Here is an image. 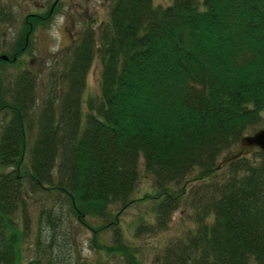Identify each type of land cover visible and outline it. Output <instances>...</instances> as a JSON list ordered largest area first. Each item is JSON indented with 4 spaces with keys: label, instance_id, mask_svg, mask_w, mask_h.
<instances>
[{
    "label": "trees",
    "instance_id": "trees-1",
    "mask_svg": "<svg viewBox=\"0 0 264 264\" xmlns=\"http://www.w3.org/2000/svg\"><path fill=\"white\" fill-rule=\"evenodd\" d=\"M152 1L109 0L40 83L31 68L0 80V264H22L23 242L26 264H78L75 227L114 264H264V152L218 166L264 121V0ZM12 17L0 0V21ZM93 60L99 94L83 110ZM140 171L151 186L133 199ZM144 199L154 219L135 238L180 206L190 225L142 258L119 219Z\"/></svg>",
    "mask_w": 264,
    "mask_h": 264
},
{
    "label": "rangeland",
    "instance_id": "rangeland-1",
    "mask_svg": "<svg viewBox=\"0 0 264 264\" xmlns=\"http://www.w3.org/2000/svg\"><path fill=\"white\" fill-rule=\"evenodd\" d=\"M55 4L52 6L53 2ZM109 0H10V11L12 18L7 22L0 21V55H11L12 48L20 34L24 37L26 50L19 54L13 63L1 64L0 80L2 87L8 84L14 76L25 68H31L37 73V81L40 83L44 78L45 68L48 69L55 58H61L65 55L66 46L74 34L81 29L85 22L91 23L95 28L101 21L107 17V7ZM168 0H153L154 5H165ZM50 11V13H49ZM35 13L39 16H47L43 22H39L29 29L28 24L24 20L25 16ZM23 20L26 26L23 25ZM68 34L71 35L68 36ZM53 66V65H52ZM54 67V66H53ZM49 70V69H48ZM100 66L97 60H93L85 76V85L82 91V109L86 108V101L90 98H96L99 94V78ZM43 91L41 85L36 88L39 96ZM2 112H0L1 118ZM136 191L132 194V198H139L142 193L148 192L151 186V180L148 175L141 172ZM191 211V210H190ZM153 206L149 200H136L131 202L129 206L124 208L120 213L119 226L126 239L130 243L138 246L140 257H149L154 251L159 249L167 240L177 235L185 226L190 223L187 219H182V208H177L172 213L166 227L156 233H144L135 238L132 231L135 225L140 222H152ZM145 220V221H144ZM144 221V222H143ZM75 227L74 221H71ZM77 245L80 241L78 264H101L109 262L114 264L102 252H97L90 247V232L83 227H75ZM110 232L100 233L99 239L109 238ZM28 242L21 244L22 248V264H26L27 258L30 257Z\"/></svg>",
    "mask_w": 264,
    "mask_h": 264
},
{
    "label": "water",
    "instance_id": "water-1",
    "mask_svg": "<svg viewBox=\"0 0 264 264\" xmlns=\"http://www.w3.org/2000/svg\"><path fill=\"white\" fill-rule=\"evenodd\" d=\"M54 4L55 1L53 2L52 6ZM0 59L6 60L7 57L6 55H0ZM253 148L258 149L261 152H264V121L260 128L252 131L249 134L243 135L238 141V148L235 150V152L226 159H224L223 161H221L218 166H221L225 162H228L229 160H233L240 155L246 154L249 150Z\"/></svg>",
    "mask_w": 264,
    "mask_h": 264
},
{
    "label": "flooded vegetation",
    "instance_id": "flooded-vegetation-1",
    "mask_svg": "<svg viewBox=\"0 0 264 264\" xmlns=\"http://www.w3.org/2000/svg\"><path fill=\"white\" fill-rule=\"evenodd\" d=\"M49 13H50V11H49ZM27 23H28V25H29V29L31 30V28H32V27H31V24H30V22H29V21H27ZM68 36H70V37H71V35H70V34H68ZM72 39H73V36L71 37L69 44L71 43ZM69 44H68V45H69ZM24 46L26 47V44H25V43H24ZM66 48H67V46H66ZM22 51H25V50H24V48L22 49Z\"/></svg>",
    "mask_w": 264,
    "mask_h": 264
}]
</instances>
